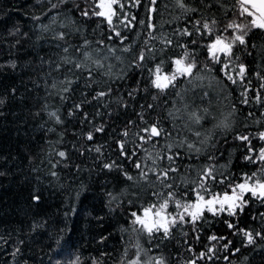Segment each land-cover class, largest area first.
<instances>
[{
  "label": "snow or ice",
  "instance_id": "6c2138e0",
  "mask_svg": "<svg viewBox=\"0 0 264 264\" xmlns=\"http://www.w3.org/2000/svg\"><path fill=\"white\" fill-rule=\"evenodd\" d=\"M173 4L180 15L167 22L172 27L170 32H165L163 25L158 28L155 23L159 14L157 0H147L146 4L143 0H76L69 11L78 12L84 24H95L91 29L93 38L85 36L82 43L74 44L68 41L72 33L62 30L52 37L63 42L57 47L64 55L54 68L49 61L48 75L52 71L63 74L59 87L55 80L51 87L57 89L61 101L72 100L68 116L78 115L92 124L84 133L87 141L105 132V124L94 122L95 117L102 114L99 109L111 107V111L104 113L109 117L113 112L127 111L131 106L129 100L135 101L141 91L147 94L155 90L151 95L153 102L165 97L167 103L170 95L182 102L179 107L176 101L171 102L172 107L167 111V119L171 122L168 128L160 118L151 117L157 106L155 103L140 104L136 119L126 121L115 139L116 158L101 165L102 170L119 172L129 186L136 189L127 200L129 228L135 238L132 258L127 259L128 250L125 249L127 264H168L163 255L148 256L151 249L144 247L141 237L147 244L156 242L159 247L160 242L173 239L177 230L186 237L188 232L184 229L187 227L193 239L199 241V232L209 221L206 214L236 218L253 201L264 203V130L253 134L236 127V117L251 103L249 93L257 103L264 105L261 98L264 74L255 72L259 83L254 87L249 78V65L242 59V55L251 56L250 49L256 48L255 44H250V37L257 31L264 35V0H231L230 3L229 0H173ZM65 5H69V0H58L49 10H57L59 15V8ZM142 8L144 19L138 17ZM180 20L183 23L176 26ZM71 24L75 26V33H81L75 19ZM68 26L60 25L62 29ZM11 66L14 68L15 64ZM133 72L147 83L142 88L138 81L126 91L129 100H125L124 94L114 85L127 80ZM197 88L201 90L199 97H189L188 94H194ZM209 89H218L220 94L227 90L228 95H237V100L227 106L226 112L212 110L211 105L202 106ZM77 91L78 100L74 99ZM197 99L201 103H197ZM4 103L0 99V105ZM87 106L97 107V111L89 113ZM58 111H49L48 116L56 124H63ZM252 116V111H246L245 121ZM177 121H183L180 129H177ZM206 123H211V128H205ZM241 127L247 130L249 125L242 121ZM217 130L221 131L219 138ZM224 133L231 134L233 143L242 148L240 157L245 166L253 165V169L241 171L239 175L232 170L231 154L226 157L220 150L221 142L228 140ZM253 140L259 142V147L253 146ZM102 147H95V152L102 155ZM57 155L67 159L65 151ZM196 161L203 162L195 166L189 163ZM51 174L57 175L56 172ZM108 196L110 205L113 201H117V206L125 203L111 192ZM34 199L39 201L40 197ZM260 215L264 220V213ZM225 223L229 229H235L233 234L242 233L245 246L255 245L258 239L264 241V230L254 233V230L239 228L238 222L225 220ZM208 239L226 241L222 244L225 250L232 243L227 236L211 235ZM60 242L56 240L57 245ZM188 251L193 252V248L189 247ZM216 251L212 246L198 254L193 252L195 258L187 264L212 260ZM19 252L17 247L12 255ZM68 264L82 262L77 256ZM92 264L97 261L93 260Z\"/></svg>",
  "mask_w": 264,
  "mask_h": 264
},
{
  "label": "trees",
  "instance_id": "16d2710c",
  "mask_svg": "<svg viewBox=\"0 0 264 264\" xmlns=\"http://www.w3.org/2000/svg\"><path fill=\"white\" fill-rule=\"evenodd\" d=\"M57 2L0 0V99L5 101L0 105V173H3L0 175V237L3 238L0 239V264H57L58 261L59 264H68L77 256L82 264H92L93 260L97 264H127V259L132 258V245L135 243L129 228L127 200L136 189L130 187L119 172L102 170L101 165L116 158L115 139L126 121L136 119L140 104L155 103L157 106L151 117L160 118L168 128L171 122L167 119V111L172 107L171 102L176 101L178 107L182 102L174 95L167 98V103L165 97H158L153 102L151 95L155 90L147 94L141 91L135 101H130L126 91L135 87L138 81L142 88L147 83L138 74L130 73L127 80L114 87L124 94V99L129 100L131 106L127 111L120 110L119 114L113 112L111 117L104 114L111 111V107L99 109L102 114L96 116L94 122L105 124V132L97 133L93 141H87L84 133L92 128V124L78 115H67L71 111L72 100L61 101L56 94L57 89L51 87L53 80L59 87L63 74L48 73L49 61L54 68L64 55L57 47L63 42L53 39L54 33L61 30L70 32L69 42L82 43L85 36L93 38L91 29L95 24H84L78 12L69 11L76 0H69V5L61 6L59 15L57 10L50 11L51 4ZM143 2L146 4L147 0ZM157 9L159 14L155 23L158 28L163 25V30L170 32L172 25L167 22L180 15L179 10L174 7L173 0H157ZM138 17L145 18L143 8ZM72 19L77 21L76 26L81 27V33H75ZM182 23L180 20L176 26ZM61 24L69 26L62 29ZM84 28L88 31L84 32ZM250 44H255L256 48L250 49L251 56L242 55V59L249 65V78L255 87L259 83L255 72L264 74V35L255 32L250 37ZM12 64H15L14 68ZM208 93L202 106L211 105L212 110L226 112L227 106L237 100V95H228L227 90L220 94L218 89H209ZM200 94L201 90L197 88L194 94L190 92L188 95L199 97ZM249 97L251 103L246 106V111H252L253 116L245 121L246 111H242L236 117V127L239 131L255 134L264 130V105L257 103L252 93ZM261 98L264 100V94ZM74 99H80L79 91ZM197 103H201L199 99ZM56 110H59L63 124H56L49 118L48 112ZM86 110L94 113L97 107L87 106ZM242 121L249 125L247 130L241 127ZM176 124L180 129L183 121ZM211 126V123H206L205 128ZM220 135L221 131L217 130V137ZM224 135L228 140L227 143L221 142L220 150L226 157L231 154L232 170L239 175L241 171L253 169V165L245 166L240 157L242 148L233 143L231 134ZM101 145L102 155L95 152V147ZM253 146L259 147V142L253 140ZM148 148L151 150V145ZM59 151H65L67 159L59 157ZM120 162L124 163L123 160ZM201 162L189 163L195 166ZM220 162L224 163V159ZM126 167L135 175L130 164ZM52 172L57 175L53 176ZM109 192L125 203L117 206V201H113L110 205ZM35 196L40 197L39 201L34 199ZM261 213H264V203L253 201L236 218L226 214L219 217L206 214L209 221L202 226L199 241L194 240L191 230L185 227L186 237L177 230L173 239L160 242L159 247H156V242L147 244L143 237L141 243L151 249L148 255H163L168 264H187L195 258L193 252L198 254L212 246L217 249L213 259L198 260L197 264H264V241L258 239L255 245L245 246L242 233L233 234L235 229H229L225 223V220L238 222L239 228H248L255 233L264 230ZM211 235L227 236L232 242L229 249L222 247L226 241L209 240ZM57 239L61 241L59 245L56 244ZM17 247L20 252L13 256ZM189 247L193 252L188 251ZM236 248L240 251L235 252ZM125 249L128 250L127 259Z\"/></svg>",
  "mask_w": 264,
  "mask_h": 264
},
{
  "label": "rangeland",
  "instance_id": "374dc122",
  "mask_svg": "<svg viewBox=\"0 0 264 264\" xmlns=\"http://www.w3.org/2000/svg\"><path fill=\"white\" fill-rule=\"evenodd\" d=\"M148 256H157V254H150V255H148ZM143 258V257H142ZM147 257H145V259H146Z\"/></svg>",
  "mask_w": 264,
  "mask_h": 264
}]
</instances>
